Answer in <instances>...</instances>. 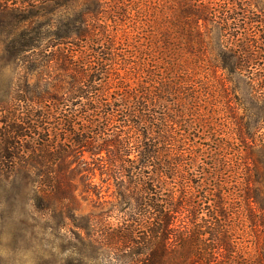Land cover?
<instances>
[{
  "label": "trees",
  "instance_id": "trees-1",
  "mask_svg": "<svg viewBox=\"0 0 264 264\" xmlns=\"http://www.w3.org/2000/svg\"><path fill=\"white\" fill-rule=\"evenodd\" d=\"M255 2L0 0V15L27 23L0 39V182L18 174L35 211L59 226L74 217L89 262L264 264V106L231 128L238 157L202 141L219 134V69L245 76L264 104ZM127 6L147 35L123 78L114 32ZM95 172L115 201L81 215L83 194H100Z\"/></svg>",
  "mask_w": 264,
  "mask_h": 264
},
{
  "label": "rangeland",
  "instance_id": "rangeland-1",
  "mask_svg": "<svg viewBox=\"0 0 264 264\" xmlns=\"http://www.w3.org/2000/svg\"><path fill=\"white\" fill-rule=\"evenodd\" d=\"M254 1L258 2V9L264 8V0ZM146 5L151 6L148 3ZM128 8L127 6L123 22L114 32L117 36L116 42L121 46L119 48L123 54L122 60L126 61V65L122 63L118 71L123 78L127 77L131 66L127 60L142 58L140 51H144L147 35L145 21L141 22L139 18L135 21L132 17L135 12ZM21 20L15 13L0 15V39L17 36L18 33L9 31L17 27L25 28L27 23ZM35 22L39 23L41 19ZM208 30L214 41L226 39L223 33L217 32L211 25L208 26ZM212 45L214 46L213 43ZM209 53H212L211 57L216 56L219 65L224 64L227 53L219 47V43L214 46V51ZM225 63L229 64V61ZM32 73L37 74V71L32 70ZM217 74L222 75L225 81L224 93L221 92L213 115L215 123L213 126L219 134L213 137L207 134L202 141L219 147L220 157L223 152L229 153V158L235 155L238 157V145L241 144L235 138L232 139L235 135H232L231 128L235 122L251 123L248 118H259L258 110L264 104L257 100L251 82L242 74L228 68L219 69ZM32 80L35 81L34 78ZM128 84L130 87H136L134 80L128 81ZM229 123L232 124L231 127ZM195 141L198 139L195 138ZM234 163L235 160L232 161V165ZM94 181L99 185V197L92 193L83 194L86 200L81 202V215L94 209H108L115 201L114 186L110 181L101 183L98 172H95ZM74 219L72 217L71 222L67 220L63 226H59L61 220L50 218L46 212L35 211L20 175H14L9 183L0 182V264H106L99 261L89 262L84 258L87 248L79 240L78 230L72 224Z\"/></svg>",
  "mask_w": 264,
  "mask_h": 264
}]
</instances>
